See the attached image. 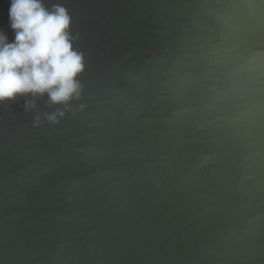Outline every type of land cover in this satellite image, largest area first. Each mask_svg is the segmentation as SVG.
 <instances>
[{
  "label": "water",
  "instance_id": "water-1",
  "mask_svg": "<svg viewBox=\"0 0 264 264\" xmlns=\"http://www.w3.org/2000/svg\"><path fill=\"white\" fill-rule=\"evenodd\" d=\"M200 2L44 0L71 17L84 94L39 126L0 103V264H264V151L179 121L167 87Z\"/></svg>",
  "mask_w": 264,
  "mask_h": 264
},
{
  "label": "clouds",
  "instance_id": "clouds-1",
  "mask_svg": "<svg viewBox=\"0 0 264 264\" xmlns=\"http://www.w3.org/2000/svg\"><path fill=\"white\" fill-rule=\"evenodd\" d=\"M8 22L14 39L0 29V103L23 97L34 125L57 124L84 94L71 17L60 4L10 0ZM167 87L179 121L212 117L242 132L259 149L245 160L264 151V0H201ZM44 98L54 110H40Z\"/></svg>",
  "mask_w": 264,
  "mask_h": 264
}]
</instances>
